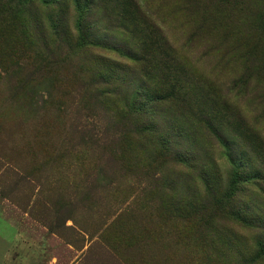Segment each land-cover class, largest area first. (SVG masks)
<instances>
[{
    "label": "rangeland",
    "instance_id": "374dc122",
    "mask_svg": "<svg viewBox=\"0 0 264 264\" xmlns=\"http://www.w3.org/2000/svg\"><path fill=\"white\" fill-rule=\"evenodd\" d=\"M92 1L0 0V264H264V0Z\"/></svg>",
    "mask_w": 264,
    "mask_h": 264
},
{
    "label": "trees",
    "instance_id": "16d2710c",
    "mask_svg": "<svg viewBox=\"0 0 264 264\" xmlns=\"http://www.w3.org/2000/svg\"><path fill=\"white\" fill-rule=\"evenodd\" d=\"M42 1H44V0H42ZM85 2L87 5L93 3L92 0H85ZM110 2L114 3V10L115 11L117 10V14L119 15L120 19L124 22L125 30L130 31V33H132L134 35L135 29L138 28V26H139V22H138V18H137V12H139V9H138V6H137L135 0H110ZM74 3L76 5L77 10L80 13H82V15L85 16L90 11L85 4L81 3V0H74ZM83 19H84V17H83ZM83 19L79 25V28L81 30V37H82V40L84 42H86V41L90 42L89 40H93L94 37H91L89 35L88 30H86V27H85L86 22ZM140 22L142 24V21H140ZM77 27H78V25H77ZM137 33H139V32H137ZM100 40L101 39H97V41H96V42H98L97 44H101L100 42H102V40L101 41ZM141 41H142V44H139V46L145 45L146 42L144 41V37L142 38ZM121 54L125 57H128L129 59L131 58L132 60H135L138 56L131 50H127V53H124L123 51H121ZM144 56H143V58H144ZM165 74L166 73H164V72L162 74V77H163L162 85H165L168 83V77ZM173 91H174V89H173Z\"/></svg>",
    "mask_w": 264,
    "mask_h": 264
}]
</instances>
